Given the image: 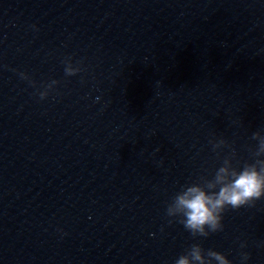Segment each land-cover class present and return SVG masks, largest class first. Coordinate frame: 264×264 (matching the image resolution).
Segmentation results:
<instances>
[{"label": "clouds", "instance_id": "9594fccd", "mask_svg": "<svg viewBox=\"0 0 264 264\" xmlns=\"http://www.w3.org/2000/svg\"><path fill=\"white\" fill-rule=\"evenodd\" d=\"M66 76H74L83 69L73 66L71 58L64 60ZM21 79L31 81L26 73L21 72ZM58 81L52 80L43 85L44 90L39 91L40 100L48 97ZM99 100V97H97ZM252 139L258 141V146L253 152L254 160L244 163L242 167L233 166L235 151L223 159L211 179L201 177L199 182L192 183L182 188L167 205L166 215L177 218L193 238H207L210 234L223 230V214L229 208L239 209L243 206H254L257 200L264 198V135L254 132ZM212 143L213 151L226 147L223 139ZM173 222L169 219V223ZM241 249L246 247L244 243ZM241 262L245 264L250 254L241 252ZM232 264V261L221 252L208 249L205 251L199 243L192 244L184 254H181L174 264Z\"/></svg>", "mask_w": 264, "mask_h": 264}]
</instances>
